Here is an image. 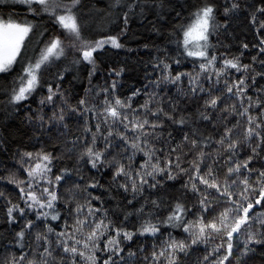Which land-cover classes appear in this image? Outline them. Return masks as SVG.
Returning a JSON list of instances; mask_svg holds the SVG:
<instances>
[{"label":"snow or ice","instance_id":"1","mask_svg":"<svg viewBox=\"0 0 264 264\" xmlns=\"http://www.w3.org/2000/svg\"><path fill=\"white\" fill-rule=\"evenodd\" d=\"M9 5H22L27 10L23 19L11 11L0 14V74L14 72L4 103L19 112L25 106L24 102L44 86L43 72L54 61L67 58V49L79 54L73 58L74 64L92 66L88 72L91 83L96 71L94 54L103 51L106 46L125 48L121 37L127 35L130 20L134 16L146 18L148 14L162 18L170 0H108L102 17L105 25L98 30L104 31L107 25L117 24L119 32L99 37L85 34V0H0V6L7 8ZM27 15L33 20H29ZM180 15L176 13L177 17ZM221 15L225 18L224 23L218 19ZM240 16L248 21L258 39V43L252 44V48L258 49L251 57L252 65L242 64L239 56H233L223 58L220 61L222 66L217 67V56L209 52L215 47L210 43V37L219 35L220 29L226 32L230 22ZM35 18H46V22L61 32L64 39L55 34L45 39L48 29L39 27L34 22ZM30 34L36 37L37 44L43 42L38 55L29 54L25 41ZM173 34L177 37L175 43L179 55L154 60L153 68L159 76L152 83L157 88L162 83L176 86L184 99L202 100V106L195 114L186 116L175 99L169 102L170 110H166L157 100L155 92L146 94L147 99L134 106V97L139 96L141 90L136 89L122 99L116 94V79L108 87L94 93L99 100L80 98L75 105L68 104L59 91V84L55 87L49 84L47 95L40 98L39 104L52 105L51 115L47 116L43 107L35 111L29 109L32 114L26 115V119L29 123L37 122L41 131L45 126L67 130L66 111L83 118L84 135L75 137L70 143L73 147L77 142L83 143L79 159L85 160L90 169L97 172L110 170L111 179L107 186L95 177L83 186L74 181L76 192L67 189L72 194L63 199L59 189L62 181L66 183L71 179L72 171L63 167L54 174V160L59 157L43 148L38 151L18 149L13 155L19 156L16 162L26 178L11 173L6 179L18 190L20 202H13L0 192V197L7 200L6 223L16 225L23 220L18 230L13 228L11 241L13 246L21 249V254L14 255L7 264H53L54 261L56 264H134L133 258L137 253L145 251L143 247L133 250L134 241L140 237L156 238L161 226L182 229L186 236L177 239L169 233L167 240H161L159 250L154 244L150 256L143 257L145 264H184L190 252L201 244L206 247L198 264H245L257 256L258 264H264V99L247 95L250 87L247 81L251 79L252 85H255L258 76L264 77V70L258 71L253 67L258 63L264 68V0H259L258 4L255 0L252 3L249 0H223V3L202 0L193 6L186 22L177 21L174 33L170 35ZM242 48L248 50L249 44L242 43ZM181 57L195 58L192 71H173L172 64L181 65ZM229 70L243 72L244 75L230 80ZM123 72V67L113 68L109 75L120 77ZM57 79L62 80L63 75L57 73ZM259 91L264 93V84ZM57 96L62 102L58 110ZM233 98L238 106L236 102L225 103V100ZM153 104L156 107H152ZM63 105H68L67 109ZM256 109L259 112L254 115ZM217 112L227 114L223 117L224 121L231 116L238 119L231 127L225 123L216 139L211 135L205 136L200 127H190L184 132L181 142L164 153L163 158L157 155L162 149H156L152 141L162 136L167 124L184 131L190 123H195L191 116L197 115L199 121L216 127L213 113ZM88 114L96 121L94 126ZM242 119L245 120L243 133L234 138V131L241 126ZM210 143L216 147L212 152H206ZM4 150H7L6 146ZM242 151L244 155L240 157ZM190 153L193 159L186 161ZM138 155L143 157L139 163L136 162ZM207 157H211L212 162L205 165ZM220 157H226L222 182L213 168V165L220 164ZM125 160L128 163H124ZM184 162L190 167H182ZM134 164L136 167H133ZM181 173L188 175L182 187L201 197L199 208L194 213L197 220L186 218L191 208L179 199L168 204L166 216L159 218L157 210L165 207V200L161 193L164 185L157 177L171 181ZM112 188L124 201L118 206L123 209V220L119 223L110 218L109 209L104 207L101 196L88 191L103 189L107 192ZM80 191L90 199L86 198L81 203L77 198ZM210 196L217 201L216 205L209 200ZM62 199L64 207L73 217L71 224L59 210ZM93 200L98 204L93 205ZM219 204L224 207L218 216L206 219L210 210ZM132 216L137 218V223L129 230L125 222ZM56 221H61L62 225L53 226L51 222ZM29 235L34 237L36 244L32 258L23 252ZM217 237L221 243L208 251L207 245ZM213 256L216 258L210 260Z\"/></svg>","mask_w":264,"mask_h":264},{"label":"trees","instance_id":"2","mask_svg":"<svg viewBox=\"0 0 264 264\" xmlns=\"http://www.w3.org/2000/svg\"><path fill=\"white\" fill-rule=\"evenodd\" d=\"M202 2V0H170V5L163 11V16L157 19L155 15L148 14L146 18L134 16L128 25V33L121 37V42L125 43V48L123 49H112L109 46L103 51L94 54L96 57V71L92 76L91 83L89 82L88 72L92 68L91 65L86 63L74 64L73 58L77 57L79 54L74 52L72 49H67V58H62L61 60L54 61L50 67H48L43 72L44 86L37 89V92L32 95V97L24 102V107L20 108L19 112H15L12 106H6L4 101L7 100V92L10 91L12 86L13 73L0 74V192L4 193V197L11 199L13 202H20L18 190L14 185L7 182V177L11 173H16L20 178H26V174L17 164L19 159L18 155H13L17 153V150H29L38 151L41 148L46 151L52 152L59 159L54 160L55 167L53 168V173H58L61 168L67 167L72 171L71 179L66 183L62 181V186L59 192L63 199H67L69 193L67 189H72L73 192L76 190L73 188V182H79L82 186L86 181L95 177L100 181L102 185L107 186L110 182V170H101L97 172L90 169V166L86 164L85 160L79 159L81 149L83 148V143L77 142L76 146L70 143L72 139L77 136H83V118L67 113L66 111V123L67 130L56 127L49 128L45 126L44 130L41 131L38 123H29L26 119V115H31L32 111L38 110L43 107V112L47 116L51 115L52 105L46 104L41 106L39 100L42 96L47 95V87L49 84L55 85L59 84V91L63 93L64 98L68 101V104L75 105L80 98H87L90 101L99 100V97H94V93L99 91L103 87H108L113 79L118 81L116 94L122 99L130 96L132 92L136 89L141 90L139 96L134 97L133 104L138 106L147 99L146 94H151L155 92L157 94V100L160 101L161 106L166 110H170L169 102L173 99L177 100L180 108L184 111V114L188 116L189 114H195L198 107L202 106V100L194 99H184L183 96L177 91L176 86L170 84H161L159 88L152 83L158 78L159 72L153 68V62L156 58H163L165 56H176L179 55L177 51V44L175 43L176 35H170L174 33V25L177 21L184 23L187 21L192 8L197 3ZM223 3V0H219ZM253 0H249L252 3ZM258 4L259 0H255ZM108 0H85V12L87 15L84 17L86 21L85 34L89 37H99L108 34H116L119 32V27L117 24L107 25L104 31H99L98 28L104 27L105 21L102 19L105 13L103 9L106 8ZM11 11L13 15H19L21 19L25 18L27 10L22 5H9L7 8L0 6V14H5ZM181 13L180 17L176 16V13ZM29 20H33V17L27 15ZM219 21L224 23L225 18L221 15L219 16ZM34 22L39 24V27H46L48 31L45 33V39L50 35H61L50 23L46 22V18H35ZM182 38V37H181ZM29 48V54L38 55L39 48L43 47V42L39 44L36 43V37L30 34L29 39L25 41ZM210 43L214 45V48H210L209 52L214 53L217 56V67H221L220 61L223 58H232L233 56H239L240 62L242 64L252 65L251 57L256 54L258 49L252 48V44L258 43V39L251 25L247 20L240 16L239 18L233 19L230 22V26L225 32L224 29L219 30V35L213 34L210 37ZM242 43H248L249 49L245 50L242 48ZM147 44L148 47L145 48L144 45ZM128 49H131L129 51ZM182 51V49L180 50ZM243 53V54H241ZM181 65L172 64V69L175 72L177 69L180 71L190 72L193 70V62L195 58L191 57H181ZM123 67L124 72L120 77L110 76V69H119ZM258 71L264 70L258 63L253 65ZM57 73L63 75V79H57ZM244 75L243 72L236 73L235 70H229V79H235L239 76ZM249 76H251V70L249 71ZM257 83L252 85L251 79L247 81L250 85L247 91V95L252 96L254 99L261 97L264 99V93L259 91L260 86L264 84V77L258 76L256 78ZM186 87V78L185 84ZM223 87V83H221ZM86 90H88L86 92ZM57 110L61 106L62 102L59 96L56 98ZM235 101L225 100V103L231 104ZM67 109L68 105H63ZM152 107H156L155 104ZM259 109H256L253 114H257ZM227 115L226 113H213L214 121L212 124L199 121L197 115H192L191 119L195 123H190L188 127L181 131L178 126L171 125L170 123L166 125L165 129L162 130V136L159 139L153 140L152 143L155 145L156 149H162L158 151L157 155L163 158L164 153L169 152L171 147H175L176 144L180 143L183 139L185 131H188L190 127H200L201 132L205 135H211L214 139L218 138L219 130H222L225 123L229 127L238 119V117L231 116L227 121L223 120V117ZM91 125H95L96 121L91 119L90 114H88ZM152 119V117H149ZM245 120H241V126L234 131V138L239 137L243 133V125ZM171 133V136H169ZM39 138L38 140L36 138ZM6 146L7 150H4ZM102 146V145H100ZM216 147L215 144H211L205 149L206 152H212ZM69 149H72L69 151ZM187 151V147L184 149ZM247 151V149H244ZM244 151L240 153V157L244 155ZM226 157H220V164L213 165L214 170L218 173L221 182L223 181L224 175V159ZM239 158V157H237ZM143 159L142 156L138 155L136 157V162L139 163ZM187 160L193 159V154L190 153L186 158ZM211 157L205 159V165L211 164ZM124 163H128L127 160ZM136 167V164L133 165ZM182 167L189 168L190 165L187 162L182 164ZM204 165H202V168ZM79 169V172H77ZM83 176L84 179L80 180L79 177ZM160 179L164 185L161 189V193L165 200V207L158 211V217L163 218L166 216L168 207L167 205L172 203L174 200L179 199L189 208L191 211L187 214V219L195 221L197 216L194 213L197 212L199 208L200 196L186 190L182 185L188 180V175L181 173L176 177L175 180H167L165 177H157ZM198 183V182H197ZM202 189L204 186H200ZM93 195L101 196L104 201V207L109 209L110 218L114 223H119L123 220V209L118 207L123 205L124 201L122 196L116 194V189L112 188L110 191H104L103 189H89ZM214 191V190H206ZM4 197H0V264H7L9 260L15 255L21 254V249L18 246H13L11 243L14 236L13 228H18L23 223V220L19 221L16 225H8L6 223V207L7 200ZM77 198L81 203L84 200L90 199L87 197L83 191H80ZM152 198H156L153 196ZM63 199L59 203V210L63 217H66L69 224L72 223L73 217L68 213V209L64 207ZM223 198H221L222 200ZM209 200L216 205L217 201L209 197ZM93 205H97L98 202L93 200ZM139 205H137L138 207ZM71 207V205H70ZM224 205L219 204L206 216V219H211L212 216H218L219 212L223 210ZM131 210V206H128ZM30 218H33L30 216ZM53 226L62 225L61 221L51 222ZM137 223V218L132 216L129 221L125 222L126 227L132 230L134 224ZM42 230V229H38ZM60 230V228H57ZM171 234L177 239L184 238L186 236L182 229H173L161 226V232L156 238L152 237H140L133 243V250L138 247H143L145 251L143 253H137V256L133 258L134 264H145L143 257L151 253L152 247L155 244L157 250H159L161 240H167L168 234ZM55 237L53 236V240ZM221 241L219 237L215 238L207 245L208 251H211L213 247L220 244ZM25 248L23 252L28 254V258L33 257V250L36 247L34 237L29 235L25 240ZM205 245L201 244L198 248H194L189 256L185 258L184 264H198L199 260L202 259L205 253ZM223 251V250H222ZM57 259L59 253H55ZM222 254V253H221ZM126 256V253H125ZM38 258V257H37ZM216 257H210V260ZM259 257L250 258L245 264H258ZM53 264H56L54 261Z\"/></svg>","mask_w":264,"mask_h":264}]
</instances>
